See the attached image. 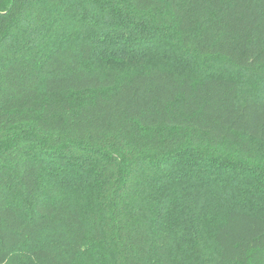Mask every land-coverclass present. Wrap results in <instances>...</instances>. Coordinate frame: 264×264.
I'll return each mask as SVG.
<instances>
[{
    "label": "trees",
    "instance_id": "16d2710c",
    "mask_svg": "<svg viewBox=\"0 0 264 264\" xmlns=\"http://www.w3.org/2000/svg\"><path fill=\"white\" fill-rule=\"evenodd\" d=\"M0 264H264V0H0Z\"/></svg>",
    "mask_w": 264,
    "mask_h": 264
}]
</instances>
